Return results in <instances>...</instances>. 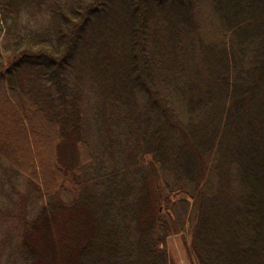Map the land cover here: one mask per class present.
Returning a JSON list of instances; mask_svg holds the SVG:
<instances>
[{"label":"trees","instance_id":"trees-1","mask_svg":"<svg viewBox=\"0 0 264 264\" xmlns=\"http://www.w3.org/2000/svg\"><path fill=\"white\" fill-rule=\"evenodd\" d=\"M199 1L0 0V160L46 199L0 264H175L172 236L189 264H264V0H212L207 32ZM130 98L118 155L96 108Z\"/></svg>","mask_w":264,"mask_h":264},{"label":"rangeland","instance_id":"rangeland-1","mask_svg":"<svg viewBox=\"0 0 264 264\" xmlns=\"http://www.w3.org/2000/svg\"><path fill=\"white\" fill-rule=\"evenodd\" d=\"M213 8L212 0H200L194 6L195 19L198 20L200 18V20L205 21L207 26H203V28H205L206 32L212 26V23L208 25V21H210L209 18L213 13ZM25 19L26 27L29 30L35 29L37 31H42L47 27V20H45L46 16L43 13L31 15L30 13L25 12ZM109 47V49L113 48L111 46ZM102 48L103 50L108 49L105 47ZM91 57H94V55L92 54ZM91 57L89 60L97 61ZM88 65L96 77H98L97 75L99 74L100 76H106L107 78L115 75L113 64L108 66L101 65L99 74L97 73V64L88 63ZM121 71L122 70L119 69L118 73L122 76ZM99 82L100 79L97 78L95 84H98ZM96 91L101 90L97 89ZM104 94L107 93L105 92ZM98 103L99 105L96 108V111H99V113L105 117V126H112L113 136H117L118 138V143L112 147V151L118 155L122 154L124 150H126L125 148L127 145L130 143L133 144L137 140L135 136L136 128L133 123L137 111L135 99L130 98L124 107H122L121 102H116L115 104L108 102L107 104L101 101ZM127 112H130L132 117L129 121H124L123 118ZM57 148L59 165L65 169L73 170L78 154L76 144L72 141L59 142ZM107 165L110 166L109 163H107ZM93 168H95V165ZM28 185V181L25 177L12 171L0 160V239H2L7 233H11L12 236L16 234L15 228L20 225L18 218L22 211L25 212L28 220H31L35 218L38 211L46 203V199L42 196L41 191H39L38 188H31ZM167 249L175 264H189L181 236H172L168 238Z\"/></svg>","mask_w":264,"mask_h":264}]
</instances>
